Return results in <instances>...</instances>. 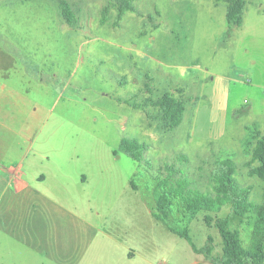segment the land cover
Returning a JSON list of instances; mask_svg holds the SVG:
<instances>
[{"label":"rangeland","instance_id":"374dc122","mask_svg":"<svg viewBox=\"0 0 264 264\" xmlns=\"http://www.w3.org/2000/svg\"><path fill=\"white\" fill-rule=\"evenodd\" d=\"M60 1L0 0V83L19 82L37 108V117L30 108L16 116L25 137L8 134L7 157L16 159L21 148L27 153L23 168L31 184L54 162L71 175L88 166L94 182L84 198L103 213L105 229L127 233L152 264H216L222 253L217 217H228L247 249L253 211L243 219L228 207L191 216L173 201L166 225L187 229L197 248L211 238L209 257L153 218V190L163 176L174 174L208 194L212 174L227 159L239 187L261 203L263 183L249 175L245 149L251 131L264 135V94L256 87L261 62L255 48L243 52L240 31L225 37L226 4L132 0L135 11L118 21L111 0H66L76 17L71 27L59 15ZM259 2L246 0L248 33L257 31ZM164 93L185 106L172 131L162 128L152 104ZM123 140L147 146L141 162L120 149ZM6 202L0 196V213ZM5 223L0 214V229ZM5 240L0 232V262Z\"/></svg>","mask_w":264,"mask_h":264},{"label":"crops","instance_id":"0c3cea01","mask_svg":"<svg viewBox=\"0 0 264 264\" xmlns=\"http://www.w3.org/2000/svg\"><path fill=\"white\" fill-rule=\"evenodd\" d=\"M261 1L264 0L257 6V31H247L245 4L240 25L230 27L226 23L225 37H229L230 32L240 31L243 52L256 49L261 62L256 87L264 94V2ZM0 69H3L2 61ZM261 100L264 103V98ZM25 108H30L31 117H37V108H31L22 85L2 81L0 196L7 202L0 213L6 226L0 232L8 241L1 246L0 264H152L127 233L121 237L105 229L103 213L84 198L85 187L94 182L93 174L86 171L88 166L81 174L71 175L59 162H54L45 172L36 174L31 184L23 168L27 153L21 148L16 159L7 157L8 134L25 137L23 118L16 117L23 115ZM19 122L20 132L15 127ZM257 131L262 135L260 129Z\"/></svg>","mask_w":264,"mask_h":264},{"label":"trees","instance_id":"16d2710c","mask_svg":"<svg viewBox=\"0 0 264 264\" xmlns=\"http://www.w3.org/2000/svg\"><path fill=\"white\" fill-rule=\"evenodd\" d=\"M116 5L117 20H121L126 12L135 11L132 0H111ZM226 4V23L230 27L239 26L242 21L246 0H218ZM59 15L68 26L76 23L75 14L66 0L59 2ZM105 20V16H104ZM153 106L159 110L161 126L166 131H172L182 121L185 111L184 103L168 93L161 95ZM147 146L137 140H123L120 149L136 162H141L140 152ZM245 149L251 155L253 166L249 170L251 177H256L263 183L261 203L250 200V190L240 188L235 180L236 169L231 160L222 161L212 174L211 192L205 194L193 189L182 178L168 174L163 176L153 190L155 213L153 218L166 226L172 234L183 238L195 254L210 256L211 238L203 248H197L192 242L187 229L178 230L166 225L174 200L178 201L184 212L195 216L198 213H218L228 207L229 212L243 219L253 211L255 221L252 229L251 244L245 249L242 246L239 231L231 228L228 217H217L214 227L222 242V253L216 259V264H261L264 262V136L259 131H251L250 139L245 142ZM167 171V170H166ZM205 222L211 219L206 216Z\"/></svg>","mask_w":264,"mask_h":264}]
</instances>
